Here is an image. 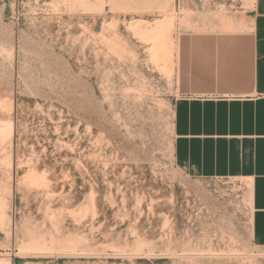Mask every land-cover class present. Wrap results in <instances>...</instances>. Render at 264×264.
I'll return each instance as SVG.
<instances>
[{
    "label": "rangeland",
    "instance_id": "rangeland-1",
    "mask_svg": "<svg viewBox=\"0 0 264 264\" xmlns=\"http://www.w3.org/2000/svg\"><path fill=\"white\" fill-rule=\"evenodd\" d=\"M254 0H0V264H264L248 178L202 174L180 39Z\"/></svg>",
    "mask_w": 264,
    "mask_h": 264
},
{
    "label": "crops",
    "instance_id": "crops-1",
    "mask_svg": "<svg viewBox=\"0 0 264 264\" xmlns=\"http://www.w3.org/2000/svg\"><path fill=\"white\" fill-rule=\"evenodd\" d=\"M246 31L180 39L177 88L186 128L200 146L202 174L248 178L256 237L264 241V0Z\"/></svg>",
    "mask_w": 264,
    "mask_h": 264
}]
</instances>
